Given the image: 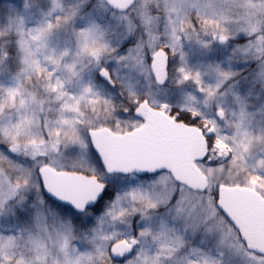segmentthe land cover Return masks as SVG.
Wrapping results in <instances>:
<instances>
[{
	"label": "snow or ice",
	"instance_id": "obj_1",
	"mask_svg": "<svg viewBox=\"0 0 264 264\" xmlns=\"http://www.w3.org/2000/svg\"><path fill=\"white\" fill-rule=\"evenodd\" d=\"M0 264H264V0H0Z\"/></svg>",
	"mask_w": 264,
	"mask_h": 264
},
{
	"label": "trees",
	"instance_id": "obj_2",
	"mask_svg": "<svg viewBox=\"0 0 264 264\" xmlns=\"http://www.w3.org/2000/svg\"><path fill=\"white\" fill-rule=\"evenodd\" d=\"M5 2H7V0H5Z\"/></svg>",
	"mask_w": 264,
	"mask_h": 264
}]
</instances>
